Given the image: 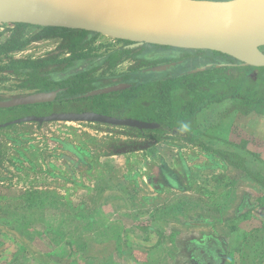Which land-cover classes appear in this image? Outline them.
Instances as JSON below:
<instances>
[{
	"label": "rangeland",
	"instance_id": "1",
	"mask_svg": "<svg viewBox=\"0 0 264 264\" xmlns=\"http://www.w3.org/2000/svg\"><path fill=\"white\" fill-rule=\"evenodd\" d=\"M42 31V27L35 25L27 24L22 28H17L15 24H0V42L4 43L13 37L20 41L30 40L29 44L23 48L9 53L10 56L15 58H38L59 53L61 38L34 39V36L42 33ZM127 44L126 41L98 35L90 47V52L105 54L109 50ZM137 52L139 53L137 56L141 55V50ZM2 57L4 58L0 65L9 61L5 54ZM163 59L165 58H162V61L166 62ZM136 64L137 62L133 57H126L115 68L109 71L100 69L96 72V75L107 77L129 72ZM143 68L146 67L140 69ZM119 78H114L111 81L119 82ZM20 82L13 74L6 71L0 72V97L2 99L13 98L35 91L20 88ZM113 100L106 98L103 103H94L91 98L72 101L60 100L55 102L54 107L50 109L42 108V105H33L35 107L16 110L9 116L23 117L26 115H46L52 112L84 110L107 111L119 117H126L130 114L127 108L115 104L109 105ZM242 115L243 113L239 110L232 109L231 100L211 104L198 112L194 123L185 124L187 126L186 137L175 132L165 131H148L145 137H140L137 131L128 129V127L90 122L52 121L14 124L11 127L3 128L0 134L1 143L3 144L0 148V192H4L13 184H17L14 187L21 188L27 186L26 183L31 187L38 184L42 187L41 189L51 188L54 184L62 183V190L64 191V180H53L54 169L58 170L55 172L58 173V177L59 175L65 176L64 174L71 177V170L67 163L72 161L71 156L74 154L78 153L80 156L83 150L82 144L86 147L91 145L95 148L94 151L97 154H101L107 150L115 151L117 149L115 145L128 142L133 144V141L140 142L139 145L133 144L139 148L137 150H142L145 154L151 152L149 154L151 158L149 159V165L144 170L145 174L147 175V172L156 173V177L151 179L147 177L143 180L144 185L148 188L152 186L154 188L152 192L155 193L156 191L159 196L154 198L148 194V189H143L145 193L147 192L143 194L142 200L145 208L140 212H126L127 215L122 218L130 220L125 221L126 226H128L125 229L126 236H129L127 231H133L135 227L140 232V235L136 237L138 241L125 240L121 242L120 246H117L119 252L113 254L114 256L118 254V259L110 257L107 260L98 257L95 258L92 264H217L218 262H216L214 256L205 255L206 262L202 261L197 254L196 247L197 242L208 241L210 244H216L217 240H220L223 245V252L220 253L222 257L221 264H232L230 263L232 261L230 254L233 253L234 244H229L227 238L219 236L214 227V224H217L219 218H221L220 215L215 210L199 213L196 204L193 203L187 208H182L183 205L178 203L177 196L167 198L172 202H169L170 210L166 212L167 201H165V197L169 189L173 192L183 190L186 193L189 192L185 197L189 202L202 198L206 200L207 207L225 200L224 204L226 206L233 205L234 197L229 193L237 187L238 189L241 186L249 187V185L244 186L246 183L243 179L245 180L246 177L256 181L247 174V171L251 170L264 179V141H262L264 137H261L258 132L245 133L239 129L235 124L239 122V116ZM225 120H229L232 124H227L226 130L222 131L220 130V124ZM233 140L246 142L239 143V145L242 144L244 147H248L246 157L242 155L243 150L242 152H239L238 149L235 151ZM76 145L81 147L80 152L75 149L74 146ZM220 150L227 152L232 150L231 153L236 154V156L232 159L225 158L219 153ZM28 151L30 153L36 152L41 163L29 162L27 160ZM59 154H62V156L56 160V155ZM54 157L58 168L52 169V161L49 162V160H54ZM230 166H233L236 171H233L234 169L231 171ZM21 171L27 172L26 175H22ZM14 172L21 173V175H18L17 183L14 179ZM38 174L39 178L35 179ZM241 175L242 177H240ZM169 177H172L171 179L175 184L171 182ZM126 184L129 185L127 186V188H130L129 193H139L138 181L133 180L128 183L126 181ZM220 186L224 190H228L229 193L222 197L218 196L217 187ZM251 187L244 189L239 195L235 206L237 207L234 212L235 216L241 217L245 215L244 213L256 216L258 213L254 211L260 209L264 204V184L254 185L256 189ZM161 194L164 196H160ZM127 198L129 199L131 196L129 195ZM2 206L0 204V253L12 250L10 240L4 235L15 229L6 228L3 225L12 221L25 222L22 224L26 227L19 226L20 229L18 230L22 228V230L28 231L30 237H24L26 240L17 237L12 246L19 245L22 241L19 246L23 245L24 252L28 254H25L26 259L29 260L30 264L36 263L37 260L40 264H91L89 263V258H92V256H89V235L87 237L82 236L84 229L89 232L91 212L85 208L87 205L80 206L84 210L71 212L80 214V220L71 219L69 222L62 219L61 225L57 226V229L61 228L55 234H53V230L47 228L39 230L34 224L31 226L25 225L27 212L4 211ZM65 212L67 213V211ZM139 216H141V219H138ZM257 219L259 223L264 222L261 217H257ZM153 225L158 229L152 227ZM199 225H204L208 231H199ZM247 231H249V236L251 235L252 238L249 241L248 239L240 241L238 246L236 245L237 250L235 252L238 253L240 259L233 264H264V232L255 231L254 228ZM17 232L20 233L21 231ZM41 235L45 238V243H41ZM144 235L152 237L145 241L143 239ZM70 237L76 238V241L67 242ZM159 240L160 247L154 251L155 244ZM97 245L101 250L103 243ZM112 247H115V244H112ZM54 250L62 252L60 258L53 259ZM259 254L262 257H259Z\"/></svg>",
	"mask_w": 264,
	"mask_h": 264
},
{
	"label": "trees",
	"instance_id": "2",
	"mask_svg": "<svg viewBox=\"0 0 264 264\" xmlns=\"http://www.w3.org/2000/svg\"><path fill=\"white\" fill-rule=\"evenodd\" d=\"M15 25L17 28H22L27 24L18 23ZM42 30V33L34 36V39L61 38L59 53L38 58H15L9 53L23 48L29 44L30 40L20 41L13 37L4 43L0 42V62L3 61V54L9 58L7 63L0 65V72L6 71L13 74L21 81L20 88L36 91L64 89L63 95L58 100L35 104L42 105V108H53L55 102L60 100L72 101L91 98L94 103H103L106 98H111L114 100L110 104L108 103L109 105L115 104L129 109L130 114L126 117L159 123L160 128L152 130L128 127V129L137 131L140 137H145L148 131L175 132L186 137L187 126L185 124L194 123L201 109L226 100H231L232 109H237L243 114H264V67L224 66L187 73L188 70L209 62L238 61L227 54L216 51L165 46L152 49L149 45L136 48L124 45L109 50L105 54H93L90 52V47L98 36L96 33L62 27H45ZM140 50L141 55L137 56L139 54L137 51ZM169 50H173L174 53L172 55L161 53ZM126 57H133L137 62L129 72L107 77L96 75L100 69L109 71L115 68ZM162 58H165L163 60L166 61L171 59H184L185 61L177 65L174 72L153 73L150 71L145 74L146 78H137L131 81V76L140 71L141 67L147 68V66L163 62ZM225 72L229 73L225 74ZM117 77H120L119 82L126 80L132 83V87L90 97H77V95L85 94L96 88L119 83L111 81ZM0 99L2 98L0 97ZM28 107L35 106L0 108V125L20 118L9 115L16 110ZM99 112L113 115L107 111ZM38 116L42 115L38 114ZM3 128L5 127L0 126V134ZM129 143L115 145L117 149L113 152L139 149L135 145H139L140 142L133 141L135 145ZM1 145L3 144L0 139V148ZM220 152L225 158L232 159L236 156L231 152L221 150ZM247 174L257 182L264 184V179L257 173L249 170ZM171 178L169 177L174 183Z\"/></svg>",
	"mask_w": 264,
	"mask_h": 264
},
{
	"label": "water",
	"instance_id": "3",
	"mask_svg": "<svg viewBox=\"0 0 264 264\" xmlns=\"http://www.w3.org/2000/svg\"><path fill=\"white\" fill-rule=\"evenodd\" d=\"M18 23L86 30L126 41L129 48L150 45L216 51L238 61L209 62L187 73L224 66L264 67V0H0V24ZM184 61L143 68L139 74L171 70ZM132 85L122 81L77 97L111 93ZM63 90H35L0 99V108L53 102L63 95ZM52 121L101 123L140 130L160 128L158 122L94 110L27 115L0 126Z\"/></svg>",
	"mask_w": 264,
	"mask_h": 264
},
{
	"label": "crops",
	"instance_id": "4",
	"mask_svg": "<svg viewBox=\"0 0 264 264\" xmlns=\"http://www.w3.org/2000/svg\"><path fill=\"white\" fill-rule=\"evenodd\" d=\"M239 117V122L235 124L239 127V129L245 133L258 132L261 137H264V114H243ZM227 124L232 123H230L229 120L223 121V123L220 124V130H226ZM233 141L235 144V151L236 149H238L239 152H242L243 150L244 153H242V155L246 157L248 154V147H244L242 144L239 145V143L246 142L242 140L241 142H238L237 140ZM262 141H264V138H262ZM81 146L83 150L81 151L80 156L78 153L74 154L71 156L72 161L67 163V166L71 170V177H67V174H64L65 176L59 175L58 177V173H55L58 170L54 169L53 180L56 181V179H63V182L65 183L64 191L62 190V183L57 185L54 184V186L47 189H41L42 187L38 184L35 187H31V185L26 183L25 185L27 186H22L21 188L14 187L17 184H13L11 187H8V189H5L4 192H0V194H2V196H0V204L3 205L2 207L4 211L14 212L17 210L27 212L25 225L31 226L34 224V226L38 227L39 230H45L47 228L51 231L53 230V234L61 228L59 227L57 229V226L61 225L60 223L62 219L68 220L69 222L71 219L80 220V214L71 212H74V210H84L80 206L85 204L87 205L85 208L91 212V215L89 216V232L84 229V233L82 234V236L85 237L89 235V256H92L93 258H89V263H94L95 258L98 257H101L102 259L105 258L107 260L110 259V257L118 259V254L117 256L113 255L119 252L117 246H120L121 242H124L125 240L138 241L136 237L137 235H140V232L134 227V225L131 227H134L135 229L133 228V231L128 230L127 233L129 236H126L125 229L128 226H126L125 221L130 220L127 218L122 219L123 216L127 215L126 212H140L145 208L143 207L144 202H142V200L143 194H146L147 192L145 193L143 189H148V194L154 198L159 196L156 191L155 193L152 192V189L154 188L151 185V187L148 188V186L144 185L143 181L147 177L148 179L156 177V173L153 174V172H147L146 175V172H144L146 166L149 165V159H151L149 154L151 152H146L145 154L142 150L121 152L107 150L103 151L101 154H97V152L94 151L95 148L91 147V145L86 147L82 144ZM74 147L78 152H80V146L76 145ZM56 156L57 160V158H60L62 154ZM27 160L36 164L41 163V161L38 160L36 152L30 153L28 151ZM56 160L55 157L54 160H49V162L52 161V169L58 168ZM233 169L234 167L230 166V170L232 171ZM233 171L236 170L234 169ZM21 172L22 175H26L27 173L23 171ZM14 173V179H16L15 181L17 183L19 177L18 175H21V173ZM240 177H242V175ZM36 178H39V174L35 176V179ZM133 180L138 181L140 186L139 193L137 194L128 192L130 188H127L129 185L126 184V181L128 183ZM243 181L246 183L244 186L249 185V187L241 186L239 189L237 187V189H233L231 193H229L228 190H224L222 186L219 188L217 187L218 196L222 197L226 193L233 195V205L230 204L226 206V204H224L225 200L217 202L214 206L207 207L205 203L206 200L202 198L189 202V200L185 199L189 192L186 193V191L183 190L173 192V190L169 189V192H166L165 197V201H167L165 207L166 212L170 210V207L168 206L170 205L169 202H172L167 200V198L174 196H177L179 199L178 203L183 205L182 208H187L191 205V203H193L196 204V209L199 213L215 210L221 217L219 218L218 223L214 224L215 231L219 233V236L227 238L229 244H234V248L232 247L233 253L230 254L232 260L230 263L232 264L236 260L240 259L237 255L238 253L235 252L237 250L236 245L238 246L240 241H244L246 239L249 241L252 238L251 235L249 236V231L247 230L254 228L255 231L264 232V222L259 223V220L257 219V217H261L262 221H264V204H262L260 209H256L254 211H257L258 213L256 216H252L250 213H244L245 215H242L241 217L234 215L239 195H241L244 189H248L251 186V188L256 189L254 185L257 186L259 184L257 181H253L249 177H246ZM129 195L131 198L128 199L127 196ZM160 196L164 195L161 194ZM149 205L152 207L150 203ZM65 211H67V213ZM138 219H141V216H139ZM22 223L12 221L10 223L6 222V224L3 225L6 228L11 227L15 229L10 230L9 233H5L7 235H4L8 240H10L11 243H9L12 250L0 253V264H30L29 260L26 259L27 256L25 254L27 253L24 252L23 245L19 246L22 241L20 244L18 243L19 245L16 244L12 246L13 242H15V238L17 239V237H22L23 240H26L24 237H30L28 231L26 232L24 229L22 230V228L21 230H18L20 229L19 226L26 227ZM152 227L156 228L155 225ZM198 228H200L199 231H208L205 229L204 225H199ZM17 231L21 232L18 233ZM34 231L37 233L36 230ZM40 237L42 240L41 243H45V238L42 235ZM151 237L152 236L144 235L143 239L146 241L151 239ZM74 241H76V238L70 237L67 242L70 243ZM99 243H103L101 250L97 245ZM112 244H115V247H112ZM159 244L160 240L156 242V248L154 247V251L160 247ZM61 253L62 252L60 250H54L52 254L53 259L60 258L62 255ZM259 257H262V255L259 254ZM32 264H40V262L37 260L36 263Z\"/></svg>",
	"mask_w": 264,
	"mask_h": 264
},
{
	"label": "flooded vegetation",
	"instance_id": "5",
	"mask_svg": "<svg viewBox=\"0 0 264 264\" xmlns=\"http://www.w3.org/2000/svg\"><path fill=\"white\" fill-rule=\"evenodd\" d=\"M149 46H147V47H149ZM151 47H152V49L155 48V46H151ZM164 54H167V53H164ZM167 55H169V54H167ZM170 55H172V54H170ZM172 61H175V60L171 59V60H168L166 62H172ZM166 62L164 61L162 63H166ZM158 64H155V65H158ZM155 65H153V66H155ZM149 67H151V66H149ZM175 68L176 67L172 68L171 70H167V71L168 72H174ZM131 77H132V78H130L131 81H134L137 78L143 79L145 76H141L139 74V71H138V72H135ZM123 81H126V80H123ZM126 82H128V81H126ZM220 154H221V152H220ZM221 155L223 156V154H221ZM215 243L216 244H214V243L210 244V242H208V241H205L203 243H201V242L196 243L197 254H198L199 258L202 259V261L206 262L205 255H207V256H214V258H216V262H218L217 264L222 263V257L220 255V253L223 252L222 242L220 240H217Z\"/></svg>",
	"mask_w": 264,
	"mask_h": 264
}]
</instances>
